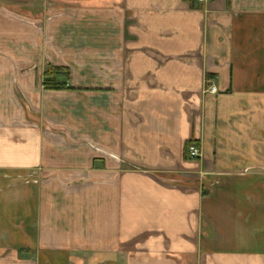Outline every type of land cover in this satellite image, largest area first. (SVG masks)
I'll return each mask as SVG.
<instances>
[{
	"label": "crops",
	"instance_id": "crops-1",
	"mask_svg": "<svg viewBox=\"0 0 264 264\" xmlns=\"http://www.w3.org/2000/svg\"><path fill=\"white\" fill-rule=\"evenodd\" d=\"M0 264H264V0H0Z\"/></svg>",
	"mask_w": 264,
	"mask_h": 264
},
{
	"label": "trees",
	"instance_id": "trees-1",
	"mask_svg": "<svg viewBox=\"0 0 264 264\" xmlns=\"http://www.w3.org/2000/svg\"><path fill=\"white\" fill-rule=\"evenodd\" d=\"M70 74L69 70L64 67H49L47 68L45 75L43 86L48 90H68L69 88L66 86L69 81ZM194 145L193 142H189L185 145V158L189 159L188 150Z\"/></svg>",
	"mask_w": 264,
	"mask_h": 264
},
{
	"label": "built area",
	"instance_id": "built-area-1",
	"mask_svg": "<svg viewBox=\"0 0 264 264\" xmlns=\"http://www.w3.org/2000/svg\"><path fill=\"white\" fill-rule=\"evenodd\" d=\"M195 1H197L199 3H206L210 0H195ZM206 90L209 94H216V88L214 86H209ZM188 155L190 158H199L200 151H199L198 147L195 145H192L188 150Z\"/></svg>",
	"mask_w": 264,
	"mask_h": 264
}]
</instances>
